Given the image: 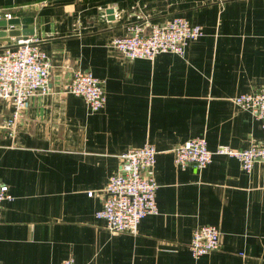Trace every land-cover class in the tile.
<instances>
[{
    "label": "crops",
    "instance_id": "0c3cea01",
    "mask_svg": "<svg viewBox=\"0 0 264 264\" xmlns=\"http://www.w3.org/2000/svg\"><path fill=\"white\" fill-rule=\"evenodd\" d=\"M7 12L32 17L29 35L52 68L51 90L32 97L13 132L4 121L14 105L0 98V180L14 195L1 211L0 264H264V163L174 160L176 145L201 134L211 149L264 140L261 120L234 101L264 86V0H0V19ZM175 16L204 30L183 55L132 59L111 44L135 23ZM77 68L104 80L100 110L65 91ZM146 141L158 149L159 211L137 233L112 232L96 215L103 189L121 153ZM205 224L218 225L221 246L195 259L191 238Z\"/></svg>",
    "mask_w": 264,
    "mask_h": 264
},
{
    "label": "built area",
    "instance_id": "2783aa9c",
    "mask_svg": "<svg viewBox=\"0 0 264 264\" xmlns=\"http://www.w3.org/2000/svg\"><path fill=\"white\" fill-rule=\"evenodd\" d=\"M12 17V12L5 14L7 19ZM203 33L200 23H194L184 16H175L166 22L152 24L149 28L142 23H135L129 33L114 37L111 44L128 58L153 59L164 51L183 55L189 43ZM36 40L31 35L17 36L14 42L0 50V98L10 100L14 105L11 116L4 121L11 132L22 111L30 106L32 97L51 90L52 62ZM65 91L82 96L91 111L100 110L107 102L104 80L90 69H75L72 78L65 84ZM234 101L256 115L264 129V86L255 91L236 94ZM174 152V160L181 166L193 163L200 168L206 167L214 154L219 153L236 157L243 169L251 171L258 161L264 163V140L245 148L220 144L216 149H211L206 135L201 134L176 145ZM157 153L158 149L151 141L121 153L120 167L107 181L103 189V206L96 211L110 231L137 233L141 219L159 211V183L150 172L157 161ZM88 194L94 195V191L89 190ZM13 197L9 184L0 180V216L4 201ZM220 246L221 231L218 225L205 224L194 229L190 248L195 259ZM59 264L84 263L69 256Z\"/></svg>",
    "mask_w": 264,
    "mask_h": 264
},
{
    "label": "water",
    "instance_id": "95a60500",
    "mask_svg": "<svg viewBox=\"0 0 264 264\" xmlns=\"http://www.w3.org/2000/svg\"><path fill=\"white\" fill-rule=\"evenodd\" d=\"M108 12H114V7H109ZM32 20V17L25 16V17H12V18H4L0 19V26H7L0 29V38H8L10 35L21 36L25 35L28 36L34 32L33 28L28 27V23Z\"/></svg>",
    "mask_w": 264,
    "mask_h": 264
}]
</instances>
